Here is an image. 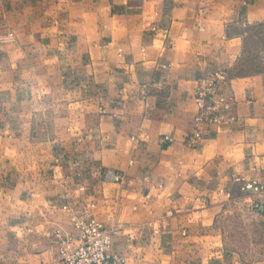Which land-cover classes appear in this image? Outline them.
<instances>
[{
    "label": "crops",
    "instance_id": "obj_1",
    "mask_svg": "<svg viewBox=\"0 0 264 264\" xmlns=\"http://www.w3.org/2000/svg\"><path fill=\"white\" fill-rule=\"evenodd\" d=\"M263 26L264 0H0V264H58L83 205L127 264H264L236 180L264 187ZM218 70L236 120L190 142Z\"/></svg>",
    "mask_w": 264,
    "mask_h": 264
},
{
    "label": "built area",
    "instance_id": "obj_2",
    "mask_svg": "<svg viewBox=\"0 0 264 264\" xmlns=\"http://www.w3.org/2000/svg\"><path fill=\"white\" fill-rule=\"evenodd\" d=\"M230 76L226 70H218L200 77L195 89V104L198 112L195 118L196 131L190 142L199 141L202 137L200 126L203 123L223 124L236 120L233 112L235 101L225 91ZM169 140V137H166ZM112 181H123L124 176L114 170L108 171ZM244 190L260 192L264 187L256 181L237 178ZM94 205H83L79 208L65 206L70 210L73 231L66 233L56 231L59 255L58 264H127V257L122 253L112 252L114 231L105 223L96 219Z\"/></svg>",
    "mask_w": 264,
    "mask_h": 264
},
{
    "label": "rangeland",
    "instance_id": "obj_3",
    "mask_svg": "<svg viewBox=\"0 0 264 264\" xmlns=\"http://www.w3.org/2000/svg\"><path fill=\"white\" fill-rule=\"evenodd\" d=\"M249 42H251V51L250 52H251V55H252L251 58L253 59V62L261 64L263 62L262 59L264 58V26L262 28H260L259 30H257V32L255 34V37H251ZM254 197H258V196H254L253 194H244L243 198L241 200H242L243 204L245 202L248 203V204L249 203H251V204L253 203L252 207L248 206L247 208L250 207V208H253V209L258 211V210H260V207L262 206V203L260 201L261 198L259 199V201L255 202V198ZM250 199H252V200H250ZM240 212L241 211H238V210H235V211L231 210L229 212V217H234V218L243 217L242 216L243 214L239 215ZM246 212L249 215L250 211L248 210ZM231 213H233V214H231ZM247 218H248V216H247ZM238 227H240L241 232H242L241 234L243 235V236L241 235L243 240H242V242L240 244L242 246H247V248H249L250 245H251L250 236H249L250 235V231H249L250 228L248 226H245V225L241 226L240 224H239ZM257 237L264 238L262 230H261V232H259ZM258 245H260V244H258Z\"/></svg>",
    "mask_w": 264,
    "mask_h": 264
}]
</instances>
